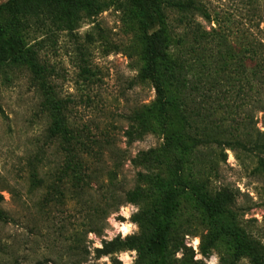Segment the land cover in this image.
Segmentation results:
<instances>
[{
    "label": "rangeland",
    "instance_id": "rangeland-1",
    "mask_svg": "<svg viewBox=\"0 0 264 264\" xmlns=\"http://www.w3.org/2000/svg\"><path fill=\"white\" fill-rule=\"evenodd\" d=\"M197 2L202 10L188 16L168 10L173 46L196 47L190 21L214 31L208 52H184L195 61V70L199 59L229 64L223 77H211L212 93L227 109L216 112V118H225L229 127L250 120L263 130L264 0ZM142 35L131 0H106L104 10L83 18L73 32L37 31L28 39H44L40 58L52 71L50 83L58 97L70 100L69 122L87 145L81 151L86 181L79 184L61 172L66 152L49 136L51 118L30 72L14 68L0 74V209L7 213L0 218V264H113L109 255L98 257L97 248L104 240L140 232L132 215L141 204L127 202L125 195L141 183L140 172L167 174L168 169L132 164L140 152L163 145L159 129L133 142L125 134L132 114L156 98L151 80L140 77ZM173 127L181 137L194 134L178 115ZM177 156L186 173L204 180L211 193L233 195L235 223L264 244V175L257 156L225 143L178 150ZM129 224L134 227L126 234L123 226ZM174 230L188 249L175 252L173 264H212L213 258L220 264L228 254L225 241L207 257L200 252L209 225L189 196L182 198ZM115 256L122 264H136L135 250ZM240 264H250L249 259Z\"/></svg>",
    "mask_w": 264,
    "mask_h": 264
},
{
    "label": "trees",
    "instance_id": "trees-1",
    "mask_svg": "<svg viewBox=\"0 0 264 264\" xmlns=\"http://www.w3.org/2000/svg\"><path fill=\"white\" fill-rule=\"evenodd\" d=\"M140 17L143 31L140 54L144 65L140 71L143 80H151L156 98L150 105L137 109L131 116L133 123L125 134L129 142L142 138L149 131L159 129L165 142L159 148L142 151L132 159L136 167H167V174L139 173L141 181L129 190L125 200L141 204L132 215L139 225L137 234L116 236L104 240L97 248V256H111L113 264H122L116 253L135 250L136 264H173L172 256L181 248L188 249L184 241L175 235L178 218L182 215V198L190 197L209 225V230L201 237L200 252L209 256L212 249L225 241L229 251L221 258L220 264H240L248 258L250 264H264V244L251 237L235 223V213L231 207L234 197L221 191L211 193L204 180L193 178L186 173L181 152L196 146L216 143L227 144L230 149H242L257 156V169L264 175V129L261 130L250 120L240 126L229 127L225 118L217 120L216 112L227 110L212 93L211 77L215 73L222 77L229 67L228 62L206 63L191 61L184 51L208 52L214 45L215 34L202 29L197 22H188L196 34V47L187 50L173 46L168 10H175L188 16L202 10L197 0H131ZM106 6V0H6L0 4V74L7 69L25 68L40 90L42 107L51 118L48 128L62 151L66 152L62 174L74 184L85 182L82 172L81 151L86 143L73 129L68 118L69 99L58 97L50 83L52 71L42 62L40 49L44 39L33 43L28 39L32 33L43 31L54 34L57 31L73 32L85 17H92ZM188 18H183L185 22ZM170 27V28H169ZM264 36V27L262 29ZM220 41H223L222 39ZM200 49V50H199ZM197 99L199 101L197 102ZM213 101L216 105L206 108L201 103ZM185 122L194 133L181 137L174 129L175 116ZM192 147V148H191ZM169 157L172 162L168 163ZM3 195L0 193V201ZM7 213L0 209V218Z\"/></svg>",
    "mask_w": 264,
    "mask_h": 264
},
{
    "label": "clouds",
    "instance_id": "clouds-1",
    "mask_svg": "<svg viewBox=\"0 0 264 264\" xmlns=\"http://www.w3.org/2000/svg\"><path fill=\"white\" fill-rule=\"evenodd\" d=\"M126 214H127V211H126ZM132 227H134V226L131 225V224H129V225H125V226H123V231L127 234V232H128ZM212 264H216V260H215V258H213Z\"/></svg>",
    "mask_w": 264,
    "mask_h": 264
}]
</instances>
